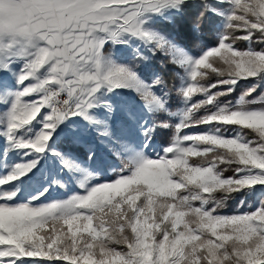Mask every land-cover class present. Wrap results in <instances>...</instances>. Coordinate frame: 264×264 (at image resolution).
<instances>
[{
  "label": "snow or ice",
  "instance_id": "obj_1",
  "mask_svg": "<svg viewBox=\"0 0 264 264\" xmlns=\"http://www.w3.org/2000/svg\"><path fill=\"white\" fill-rule=\"evenodd\" d=\"M190 2L197 32L223 13L199 56L152 26ZM107 44L168 56L179 85ZM241 80L264 81V0H0V264H264V108L221 99ZM122 89L147 115L113 101Z\"/></svg>",
  "mask_w": 264,
  "mask_h": 264
},
{
  "label": "trees",
  "instance_id": "obj_2",
  "mask_svg": "<svg viewBox=\"0 0 264 264\" xmlns=\"http://www.w3.org/2000/svg\"><path fill=\"white\" fill-rule=\"evenodd\" d=\"M224 8L226 9L227 5H224ZM200 10V7L190 2L185 6L182 12L177 13L175 11H169L159 17L153 18L152 26L192 56H199L201 54V48L198 47V45H203L205 48L215 47L224 26L223 13L216 15L209 13L201 24L200 31H195L193 22L199 15ZM239 47H245V42H239ZM105 50L112 52L114 59L119 63L134 62L137 65L136 71L140 77L148 83H151L157 75L162 77L170 86L179 85L180 83L176 74H183V69L177 64L170 62V58L160 52H157L155 55H152L150 52H145L148 57L147 59L133 61V49L129 46H113L112 44H108ZM253 88L256 89V92H254L252 96H247L246 93ZM136 97L137 101L143 105V102L137 94ZM242 97L249 101L248 107L250 109L264 108V81L258 83L255 80H241L230 95L222 97L221 99L222 102L226 104L238 107ZM168 107L172 113H177L183 108V100L179 95L173 92L168 97ZM156 118L170 120L172 123L178 121L176 116H169L166 113H161ZM171 132L172 129L170 128L160 129L158 130V135L153 139L158 144H164L170 137ZM87 146L88 144H83L76 147L79 152L82 153L87 150ZM229 174L230 173H226V175ZM244 199H246V197H237L229 201V208L225 209V211H230L240 200Z\"/></svg>",
  "mask_w": 264,
  "mask_h": 264
},
{
  "label": "crops",
  "instance_id": "obj_3",
  "mask_svg": "<svg viewBox=\"0 0 264 264\" xmlns=\"http://www.w3.org/2000/svg\"><path fill=\"white\" fill-rule=\"evenodd\" d=\"M108 45V44H107ZM105 45V47L107 46ZM129 90L122 89L121 90V95L119 96H114L113 97V101L117 104H121V105H126V106H131L134 110H136L138 113L140 114H146L145 110L142 108V106L140 105V103H138L137 101V97H136V93L134 94H127L125 95V93H127ZM177 119H179L178 116H176Z\"/></svg>",
  "mask_w": 264,
  "mask_h": 264
},
{
  "label": "rangeland",
  "instance_id": "obj_4",
  "mask_svg": "<svg viewBox=\"0 0 264 264\" xmlns=\"http://www.w3.org/2000/svg\"><path fill=\"white\" fill-rule=\"evenodd\" d=\"M159 16H161V15L153 16L152 17V20H153V18H156V17H159ZM126 90H128V89H125V91ZM134 93H136V92L135 91H132V90H129L127 93H125V95H127V94H134ZM140 105L144 109V107H143V105L141 103H140ZM145 113H146V111H145ZM141 115H144V114L142 113ZM145 115H147V113ZM88 142L95 143V138L94 137L88 138V140L85 143V145H87ZM17 159H18V157H17ZM43 182H44L43 176L41 174H38L36 177L33 178V180L29 181L26 185H24L25 190L26 191H32L35 188L39 187L40 184L43 183ZM62 192H63V190H61V192L53 193V195L54 196H59Z\"/></svg>",
  "mask_w": 264,
  "mask_h": 264
}]
</instances>
